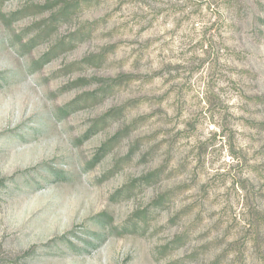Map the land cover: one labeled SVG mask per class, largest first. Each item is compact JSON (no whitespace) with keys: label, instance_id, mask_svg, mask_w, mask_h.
Wrapping results in <instances>:
<instances>
[{"label":"rangeland","instance_id":"1","mask_svg":"<svg viewBox=\"0 0 264 264\" xmlns=\"http://www.w3.org/2000/svg\"><path fill=\"white\" fill-rule=\"evenodd\" d=\"M0 264H264V0H0Z\"/></svg>","mask_w":264,"mask_h":264}]
</instances>
